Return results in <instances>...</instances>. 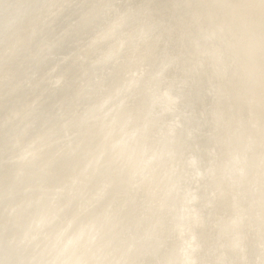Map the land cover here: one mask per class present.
<instances>
[{"label":"clouds","instance_id":"1","mask_svg":"<svg viewBox=\"0 0 264 264\" xmlns=\"http://www.w3.org/2000/svg\"><path fill=\"white\" fill-rule=\"evenodd\" d=\"M0 264H264V0H0Z\"/></svg>","mask_w":264,"mask_h":264}]
</instances>
